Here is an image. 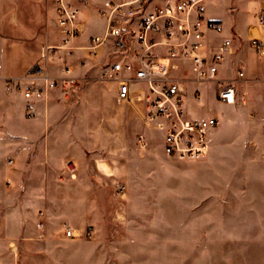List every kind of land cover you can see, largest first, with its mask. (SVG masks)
I'll return each mask as SVG.
<instances>
[{
  "label": "rangeland",
  "instance_id": "obj_1",
  "mask_svg": "<svg viewBox=\"0 0 264 264\" xmlns=\"http://www.w3.org/2000/svg\"><path fill=\"white\" fill-rule=\"evenodd\" d=\"M262 1L203 3L233 38L223 78L245 74L234 105L220 103L217 83L186 82L193 112L220 121L200 159L165 155L142 107L119 102L116 88L96 76L62 100L73 139L67 144L64 132L58 144L38 138L26 147L42 158L31 174H45L43 194L33 196L37 208L0 209V264H264V56L246 26ZM55 9V0H0V93L11 95L4 78L25 75L24 61H36L33 68L42 46L58 43ZM89 23L103 28L95 17ZM35 178L17 183L38 187ZM90 226L92 239L66 236Z\"/></svg>",
  "mask_w": 264,
  "mask_h": 264
},
{
  "label": "built area",
  "instance_id": "obj_2",
  "mask_svg": "<svg viewBox=\"0 0 264 264\" xmlns=\"http://www.w3.org/2000/svg\"><path fill=\"white\" fill-rule=\"evenodd\" d=\"M204 1L56 0L58 43L47 44L38 63L25 75L4 78L5 88L22 95L27 116L32 118L36 105L52 92L60 91L67 98L79 93L85 81L76 75L74 60L81 51L89 59L106 53L107 64L97 79L115 83L119 102L142 107L144 120L162 138L165 155L200 159L209 153L220 121L214 115L192 114L186 82L217 83L220 103L234 105L245 74L238 71L236 79L220 78L234 42L223 36L221 22L206 17ZM89 10L104 20L105 30L91 35L88 45L82 46L78 42L88 30L84 13ZM254 28L256 34L249 41L255 53L264 56V6ZM212 34L218 38H211ZM40 218L37 226L43 229V212ZM81 235L92 239L93 227L82 234L71 228L66 231L67 237Z\"/></svg>",
  "mask_w": 264,
  "mask_h": 264
},
{
  "label": "crops",
  "instance_id": "obj_3",
  "mask_svg": "<svg viewBox=\"0 0 264 264\" xmlns=\"http://www.w3.org/2000/svg\"><path fill=\"white\" fill-rule=\"evenodd\" d=\"M257 5H258L257 9L261 11L264 6V0L262 2H257ZM258 15L254 17L250 14L249 21L246 24V26L250 24L249 36H248L249 39L250 36H254L256 34L254 26L257 23ZM84 16L88 23V30L79 39L78 44L82 46L88 45L89 38L91 35H94L96 33H103L105 30V22L102 18H100L97 15V13L89 10V11H85ZM56 17H57V13L55 9V20H56V31H57ZM90 17H95L96 19L102 21L103 28L101 31H96L95 29H93L95 25L94 24L90 25L89 23ZM58 40H59V34H58ZM45 46L46 44L42 46L41 49L42 51ZM105 57H107V54L103 53L102 56L97 59L96 58L89 59L87 56V52L81 51L79 53L78 59L74 62L76 66L75 73L77 76L84 78L85 82H83V84L87 83L88 76H92V77L96 76L97 78L102 73L103 67L107 64L106 63L107 59ZM34 63L29 65L28 60L24 61L23 68L20 70V73H22L23 75L24 73L29 71L30 67L34 65ZM95 67L97 68L92 70ZM225 70H226V62L222 68L220 78L222 80H230L223 78ZM110 85L116 88L115 83L110 82ZM198 86H202V85H198ZM63 99L66 100L68 98L62 92L60 91L52 92V94L49 97H47L46 100H43L36 105L37 106L36 110L37 111L39 110L40 115L39 118L36 119V121H32L27 116V102L20 93L12 92L11 95H8L3 91L0 93V147H4L3 150L4 154H0V189H1L0 209L19 210V209H26L27 207L37 208V204L35 206V203L37 202L33 196H35L34 194L42 196L43 194L42 187L43 185H45V174L44 175L43 174L35 175L33 173L31 174L32 165L38 161H41L42 158L37 154L36 155L29 154L28 153L29 150H27L26 147L29 146L30 141L38 138L42 140L43 144H46L48 146H51L53 144H58V140L60 139L59 136L60 135L63 136L64 132L67 134L64 135L66 136L65 137L67 140L66 143L69 144L70 140L72 141L73 139L72 134L67 133L72 127L65 120V116L69 111V107L63 103L62 101ZM187 105L189 107V110L192 112V114L197 116V114H195L191 108V103L187 102ZM22 162H24V164H22ZM40 169H42V167ZM33 176H35L36 177L35 179H37L36 183L37 185H39L38 187L33 186L31 188L29 186L27 187L22 184L19 185L17 183L18 179L25 180ZM7 237H16V236L8 235ZM23 237H28V236H23Z\"/></svg>",
  "mask_w": 264,
  "mask_h": 264
}]
</instances>
